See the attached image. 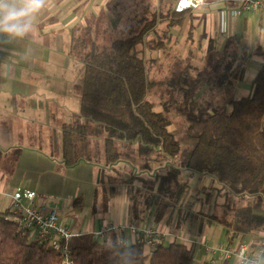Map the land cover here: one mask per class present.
<instances>
[{
  "label": "trees",
  "instance_id": "obj_1",
  "mask_svg": "<svg viewBox=\"0 0 264 264\" xmlns=\"http://www.w3.org/2000/svg\"><path fill=\"white\" fill-rule=\"evenodd\" d=\"M137 12L119 30L126 36L102 30L98 23L72 32L70 51L84 66L77 85L78 113L60 133L63 163L95 164L100 182L108 181L111 188L124 185L132 220L149 213L151 206L155 221L177 209L180 216L220 223L230 243L264 232V64L253 77L249 94L234 97L231 89L241 76L246 53L238 51L233 39L220 51L209 41L201 68L189 54L175 59L177 69L169 77L157 79L149 73L154 59L145 51L162 49L167 31L152 38L148 34L163 20L168 26L178 25L185 11L176 12L172 4L158 0L154 7L140 2ZM199 90H215L220 98L215 102L212 96L196 97ZM175 92L181 93L179 103ZM152 96L165 98L161 110L155 109ZM173 108L187 123L184 128H169ZM151 157L157 166L149 163ZM139 159L143 162L136 171L132 163ZM121 162L131 163L132 170L107 175ZM193 192L204 196L198 195V201L213 207L216 198H223V215L191 210ZM233 198L237 204H231ZM68 248L74 264L193 260V249L184 243L160 241L146 250L118 242L113 232L101 239L74 236ZM60 259L51 246L30 238L10 209L0 211V264H61Z\"/></svg>",
  "mask_w": 264,
  "mask_h": 264
},
{
  "label": "crops",
  "instance_id": "obj_2",
  "mask_svg": "<svg viewBox=\"0 0 264 264\" xmlns=\"http://www.w3.org/2000/svg\"><path fill=\"white\" fill-rule=\"evenodd\" d=\"M163 1L174 7L175 0ZM120 2L54 0L55 10L42 14L36 28L28 35L0 34V211L10 209L12 194L17 188L32 189L37 193V204L45 209L54 208L59 223L72 233L92 234L101 227L110 226L106 236L113 232L118 242L134 244L135 234L129 226L150 227L165 234L162 242H181L193 249V255L196 251L201 253V259L192 260V264H202L207 258L199 244L204 223L207 227L204 238L208 243L212 236L218 237L216 244L225 243L219 240L221 230L215 232L216 222H207L205 217L180 216L177 209L166 212L159 221L148 212L132 220L131 203L124 188L115 204L103 213L98 212L95 206L97 191L92 181L96 176L99 179V166L80 161L66 166L62 161L60 133L62 126L78 113L77 85L84 66V62L70 51L72 32L94 27L96 23L110 33L121 30L124 27L119 26L124 17L115 11ZM132 2L134 9L125 19L138 13L140 2L150 3L149 0ZM157 2L155 0L150 6L154 7ZM108 3L114 4L112 11L107 10ZM235 9L233 3L224 7L202 5L185 11L178 25L168 26V20L159 22L148 38L161 36L166 30L167 39L162 49H146V55L151 51L170 50L171 38L177 37L194 46L204 59L209 41L220 51L227 40L233 39L238 51L246 54L241 76L231 89V95H248L253 77L264 64V9L234 12ZM187 51L191 53L190 49ZM123 166V163L116 164L107 175L122 172ZM106 190L116 191L115 188ZM72 196L78 197L80 203L87 197L88 211L79 209L75 215L64 216L62 210L70 207ZM261 238L264 232L248 235L245 241L256 250ZM236 243L233 239L232 244ZM214 256L218 262L222 261L219 255ZM234 258L223 264H236ZM260 259L264 264V253Z\"/></svg>",
  "mask_w": 264,
  "mask_h": 264
},
{
  "label": "built area",
  "instance_id": "obj_3",
  "mask_svg": "<svg viewBox=\"0 0 264 264\" xmlns=\"http://www.w3.org/2000/svg\"><path fill=\"white\" fill-rule=\"evenodd\" d=\"M227 3H233L236 11L256 12L264 9V0H216L208 2L206 0H175L174 10L183 12L194 10L202 5L224 7ZM36 191L28 188H17L12 194V204L10 210L16 214L21 229L29 233V237L35 241L44 242L51 246L60 254L61 264H74L68 248L69 240L78 236L72 233L64 225L59 223V216L54 208L45 209L36 202ZM135 234L134 243L147 250L155 248L156 244L162 241L165 236L150 227L130 226ZM111 230L110 226H104L94 231L92 235L101 239ZM203 252L207 258L202 264H223V261L235 257L237 264H262L260 256L264 253V238L259 241L258 248L252 249L251 244L246 241H239L234 246L232 243H220L210 245L205 238L199 240ZM219 255L221 262L214 255Z\"/></svg>",
  "mask_w": 264,
  "mask_h": 264
},
{
  "label": "rangeland",
  "instance_id": "obj_4",
  "mask_svg": "<svg viewBox=\"0 0 264 264\" xmlns=\"http://www.w3.org/2000/svg\"><path fill=\"white\" fill-rule=\"evenodd\" d=\"M139 1H142V0H139ZM149 1H150V5L153 6L155 0H149ZM117 6L118 7L115 9V11L116 12L118 11L120 13V15H122V17H124V20H122V23L119 26L122 28L127 24V19H125V15H128V16L130 15V12L133 11V9H134L133 8L134 4H133L132 0H121L120 4ZM113 9H114V4L108 3L107 4V10L112 11ZM115 33L118 36H126L128 34V33H122L121 31L120 32L116 31ZM168 47L170 50H167L164 53L163 52L156 53V52L151 51L147 55L148 58L154 59V62H152L149 65V73L151 76H154L157 79H160V78L165 79V77L166 78L169 77L173 73V71L177 69V67L175 66V59H177V58L182 59L189 54H191L192 61L194 64H196L199 68H201L203 66V64H204L203 60L204 59L201 57L200 52L194 50V46H192L190 44L188 45L187 43L183 42L182 40H179L177 37L176 38L172 37ZM187 49H190L191 53H189L187 51ZM195 96L201 97V98H208V97L212 96L213 99L215 100V102H216V100H218V98H220V94L215 92V90H206V91L199 90ZM163 99H165V98H160L158 96L150 97V100L155 102V105H156L155 109L156 110H161L162 106H161L160 102ZM174 99L176 100V103H179L181 101V93L175 92L174 93ZM171 114H172L173 124L169 126L170 129H173L175 127L184 128L186 126L187 123L185 122L183 116L179 115L174 108L172 109ZM183 142H185V141H183ZM148 161L152 165V167L157 166L156 165L157 163L155 162L156 160H154L153 157L149 158ZM80 162H86V161L81 160ZM141 162H143V160L139 159V160H136L132 163L134 166V169L136 171H140L139 165L141 164ZM121 163L124 164L123 170H121L122 171L121 173L127 174L132 170V164L131 163H128V162H121ZM116 174L117 173H115L114 176H116ZM141 174L143 175V177H146V175H148L145 172H141ZM203 183L207 185L209 182L204 180ZM108 184H109L108 181L100 182L99 179L97 180V176L94 177V179L92 181V185L94 186V188H96V191H97V197H96L97 201H96L95 206L97 207V211L101 212V213L105 212L106 209L108 208V206L115 204V202H117L120 199L121 188L125 189L124 185H122V186L121 185H112L116 189V191L111 193V192H108L106 190L108 188H111V186H108ZM198 184L200 187V184H202V183L198 182ZM193 196L194 197L191 200L189 199V201H192L191 206H190L191 210H193L195 212L203 211L204 213H213L219 217L223 215V213L225 211V208H223L224 206H222V205H224V199L223 198H216V205L213 207L212 203L211 204L205 203L202 200L198 201L197 196L200 197V199H203V197H204L201 193L193 192ZM87 201H88V198L85 197V199L80 203V201L78 200V197L72 196L69 199L70 207L68 209L64 208L62 210L63 215L64 216L75 215L76 211H78L79 209L83 210V212L88 211L87 207H89V205H88ZM230 202L232 205H234V204L238 203V200L236 198H233V199H231ZM148 210H149V213H151L152 207L150 206ZM57 214H58V212H57ZM195 218H197V217H195ZM216 225H217V227L215 228V232L217 233L218 230H221L220 231L221 232V237H220L221 239H219V240L226 243L227 241L225 239V228H224V226L221 225L220 223H217V222H216ZM205 228L207 229V227H205V223H204L202 225V229L200 230V232L202 234L201 237H203V238L205 236V231H204V230H206ZM208 240L210 242L209 243L210 245L216 244L218 242V241H216V240H218V237L212 236L211 239H208ZM201 255H202L201 253L196 251V254L193 255V260L199 261L201 259ZM231 260H232L231 262L234 261L233 259H231ZM236 264H237V262H236Z\"/></svg>",
  "mask_w": 264,
  "mask_h": 264
},
{
  "label": "clouds",
  "instance_id": "obj_5",
  "mask_svg": "<svg viewBox=\"0 0 264 264\" xmlns=\"http://www.w3.org/2000/svg\"><path fill=\"white\" fill-rule=\"evenodd\" d=\"M54 0H0V34L23 37L31 33Z\"/></svg>",
  "mask_w": 264,
  "mask_h": 264
}]
</instances>
